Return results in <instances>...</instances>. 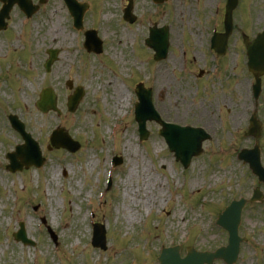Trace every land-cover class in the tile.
<instances>
[{"label":"rangeland","instance_id":"rangeland-1","mask_svg":"<svg viewBox=\"0 0 264 264\" xmlns=\"http://www.w3.org/2000/svg\"><path fill=\"white\" fill-rule=\"evenodd\" d=\"M80 1L91 7L82 30L73 28L72 17L63 0H46L45 5L24 24V14L16 6L9 19V31L4 35L12 43L16 42V64L23 69L18 72L15 67L14 70L10 67L11 70L0 75V82L15 88L10 76L18 72L15 74L18 90L10 92V99L3 92L0 99L3 103L10 100V105L26 99L25 106L17 113L25 120L27 129L41 141L46 162L41 168L24 169L23 174L2 170L6 166H3L5 156L22 140L17 132L10 130L9 111L0 110V155L3 158L0 159V192L5 191L1 196L4 207L0 215V264H131V252L135 261L140 259L138 264H158L155 253L162 242L183 244V255L190 245L198 250H214L226 244L228 232L215 223L217 212L232 199L248 196L253 185L258 184L251 172L247 173L248 167L237 158V154L241 148H252L258 141L264 161V127L258 139L244 134L254 107V77L247 66L248 57L243 43L244 33L254 38L264 28V0H239L227 53L219 57L214 56L208 43L213 21L217 18L221 21L224 16L223 7L218 14L214 13L222 0H168L162 4H155L152 0H134L133 11L137 15L134 24L122 20L128 0ZM178 7L180 14L176 12ZM53 9L60 12L51 18L49 14ZM104 13L109 15V21ZM54 19L59 21L62 33L69 36L67 40L47 36L48 23ZM155 23L170 26V47L174 50L169 52L167 59L156 63L144 40L149 27ZM90 26L98 29L107 42L100 55L88 54L82 48L83 32ZM4 37L0 33V55L9 53L11 48ZM48 47L60 48L61 54L51 73L45 75L39 71L38 62L41 63L42 59L38 55L42 54L43 64ZM116 47L124 54L126 52L130 62L128 76L123 77L125 83L133 90L143 78L151 83L155 106L165 120L200 124L212 134V138L204 143L202 154L194 157L188 168H184L170 151L159 133V123L149 122V138L140 140L137 122L132 118V105L137 101L136 98L133 100L134 94L122 78L118 79L129 95L124 108L128 112L126 122L120 119L116 109L113 110L114 90L108 81L110 76H116L113 73L121 76V70L115 61L106 57V53L115 52ZM183 47L190 61L182 56ZM13 60L12 53L0 60V65H12ZM141 62L144 63L143 72L137 66ZM158 69L166 72L168 78L161 90L160 81L155 87ZM202 69L205 73L200 77ZM34 77H39L40 85L51 83L55 87L62 114L43 115L37 110L34 101L38 98L40 85ZM67 79H72L75 86L83 85L87 91L74 113L66 108L70 93L65 84ZM22 83L29 86L27 91L21 89ZM259 102L257 116L264 126V77ZM116 116L120 130L111 137L109 127L116 121ZM56 127L68 130L81 141L82 149L76 153L66 149L48 150L45 146L47 136ZM113 155L123 158V163L114 171L111 168ZM90 160L95 163L93 168L88 166ZM137 161H143L146 174L160 179L162 185L147 191L143 187L142 173L136 167ZM52 170H56L57 178L48 185ZM132 171L134 176L125 184ZM109 172L114 176V183L109 198H104L108 200L104 202L101 195ZM85 175L88 177L84 178ZM1 178L7 179L8 189L2 186ZM21 179L24 189H21ZM84 179L88 187H93H83L86 186ZM48 188L54 199L52 202L46 194ZM262 188L264 190V186ZM147 195L159 197L153 207L143 204ZM38 204V209H33ZM97 207V220L108 228L106 250L90 249L88 245L92 241L88 234L91 211ZM129 213L136 218L131 224L126 219ZM41 216L46 218V228L57 232L56 243L48 236L46 228V233L38 229ZM21 220L28 235L37 236L40 240L35 246H25L12 238ZM240 235L246 240L241 244L235 264H264V204L245 207ZM162 247L164 245H160ZM214 264L226 263L215 260Z\"/></svg>","mask_w":264,"mask_h":264},{"label":"water","instance_id":"water-1","mask_svg":"<svg viewBox=\"0 0 264 264\" xmlns=\"http://www.w3.org/2000/svg\"><path fill=\"white\" fill-rule=\"evenodd\" d=\"M13 1H17V0H13ZM71 1V0H70ZM237 5V0H229V4H228V12H227V33L225 35H223V38H221L220 40L217 41L216 43V48L219 51V53H223L226 49V42H227V37L230 33V22H231V13L233 8H235V6ZM131 9V6H129V8L127 9V12H129V10ZM5 14H7V10H5ZM76 14L78 15L79 19L81 17V13L76 12ZM5 15L1 14L0 18H4ZM128 18H130L133 21V18H131L128 15ZM163 43L162 40H156V45L161 46ZM248 46V54H249V66L250 69L255 73L257 79H258V84H257V93H259L260 91V79L259 76L262 75L264 73V33L259 35L258 38L252 42V43H247ZM53 55H55L56 51L52 52ZM55 56H52V59H54ZM83 95V91L81 89H79L76 94L71 98L70 100V109L74 110L77 106V104L79 103L81 97ZM38 105L43 109V110H48L50 108H55L56 106V97L54 96L53 92L51 90H46L43 93V98L42 100L38 103ZM140 116V115H139ZM149 117V116H148ZM143 120L145 117H142ZM258 130V126L257 124H254V126L251 129V132H256ZM201 138V137H200ZM189 141V140H188ZM177 142V144L175 143V145L173 146V148L176 149L177 151V156L183 160L187 159V154L184 152L186 145L183 141L177 140L175 141ZM53 143L56 146H66L68 148H70L71 150H76L78 148V144L77 143H73L71 140H63L61 138V134H59L57 137H55L53 139ZM27 147H21L19 153L17 154H11L9 155L12 164L9 166L10 169L15 170L17 168H21L23 166V164H26L27 166H29L32 163V158H30V160H25L22 163L17 162V158L18 157H22L24 158V150ZM200 152V151H199ZM26 159V158H25ZM226 226L231 230L232 233V244L231 246H229L228 248H225L217 253H207L206 254H202V260L206 259L210 264L213 261V258L215 257H222L224 258L227 262L229 263H233V260L236 257L237 254V249H238V243L235 240L236 239V231H237V224H226ZM191 257V256H190Z\"/></svg>","mask_w":264,"mask_h":264},{"label":"bare ground","instance_id":"bare-ground-1","mask_svg":"<svg viewBox=\"0 0 264 264\" xmlns=\"http://www.w3.org/2000/svg\"><path fill=\"white\" fill-rule=\"evenodd\" d=\"M52 13L49 14V16L54 17V16H57L59 15V12L60 10L59 9H53V11H51ZM176 12L177 14H180L181 13V10L179 9V7L176 9ZM109 15L108 14H104V17L106 20H110V17H108ZM46 34L47 36H52L53 38L55 39H60L61 38V41L63 40H67L69 38V36L67 34H64L62 33V30H61V27H60V24H59V21H57V19H54V20H50L49 23H48V28L46 30ZM0 49H1V46H0ZM108 56L109 58H111L112 60H115L117 63L119 62H122V68H126V60L123 62L124 60V57L117 53V52H110L108 53ZM158 81L159 82V90H161L162 88V84H164L166 81H167V73L164 72V71H161L158 69ZM110 80L108 81V85L111 86L113 88V104H112V107L113 109L118 112V114H122V112L124 111V108L125 106L127 105V101L129 99V96H128V93L126 91V89L117 82V80L113 79V77H109ZM112 78V79H111ZM133 153V152H132ZM129 155L131 156V153H129ZM133 156H134V153H133ZM137 159H135L136 161ZM138 162V161H137ZM142 162H138L136 167L140 169L141 173H142V178L144 180V183H143V187H146V190L148 191L149 188H157L158 186H161L162 183L160 181V179H154L152 178V176L146 174L147 172V168L146 167H143L142 166ZM89 167H94L95 166V163L93 162H89L88 163ZM56 170H52V175H50V178L48 179V185L51 184L53 182V180H55L57 178V173H55ZM134 176V172H130L126 181H125V184H128L131 180V178ZM1 183L4 187L8 188V184H7V179L5 178H2L1 179ZM128 190V189H127ZM131 191V190H130ZM51 191L49 190L48 188V191H47V196H48V200L50 202L54 201V199L51 197ZM126 194H127V191L125 190ZM132 192V191H131ZM128 196V195H127ZM129 196H131V194H129ZM159 197H152V196H148L144 198L143 200V204L144 205H149L150 207H153L156 200H158ZM1 208V207H0ZM129 210V208H128ZM127 222L128 224H131L136 218L132 215V213L130 214H127ZM1 248V247H0Z\"/></svg>","mask_w":264,"mask_h":264}]
</instances>
